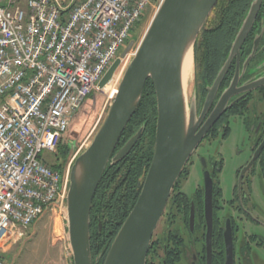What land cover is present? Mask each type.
Segmentation results:
<instances>
[{
    "label": "built area",
    "instance_id": "2783aa9c",
    "mask_svg": "<svg viewBox=\"0 0 264 264\" xmlns=\"http://www.w3.org/2000/svg\"><path fill=\"white\" fill-rule=\"evenodd\" d=\"M162 1L0 0V264L45 211L65 208L82 147L64 176L46 151H57L133 27ZM134 54L121 57L113 77Z\"/></svg>",
    "mask_w": 264,
    "mask_h": 264
},
{
    "label": "water",
    "instance_id": "95a60500",
    "mask_svg": "<svg viewBox=\"0 0 264 264\" xmlns=\"http://www.w3.org/2000/svg\"><path fill=\"white\" fill-rule=\"evenodd\" d=\"M218 0H163L132 56L115 91L108 112L90 144L74 160L65 198L68 240L73 264H93L91 212L93 200L109 163L130 153L145 124L118 150L117 145L141 100L146 81L152 79L157 98L155 150L151 164L138 182L135 205L114 238L102 264H147L154 231L173 188L191 155L225 109L219 100L202 124L220 82L210 89L198 114L196 88L189 95L184 66L205 22ZM261 0L252 1L236 36L231 55L246 37ZM131 41L99 81L105 87L132 48ZM194 81V80H193ZM193 83V82H192ZM75 148H71V154ZM211 199V197H210ZM101 226V223H100ZM101 255L96 259L98 261Z\"/></svg>",
    "mask_w": 264,
    "mask_h": 264
},
{
    "label": "flooded vegetation",
    "instance_id": "af4514ba",
    "mask_svg": "<svg viewBox=\"0 0 264 264\" xmlns=\"http://www.w3.org/2000/svg\"><path fill=\"white\" fill-rule=\"evenodd\" d=\"M252 1L229 27L211 32L220 41L209 50L206 64H194L199 115L220 76L202 124L219 100L225 101V109L176 182L154 231L147 264H264L255 256L256 250L264 249V0L231 55ZM236 132L240 137L234 141L235 151L245 157L234 165L228 190L222 184L226 159L221 151L230 148L227 139ZM76 146L77 138H69L68 154ZM63 156L58 151L48 161L54 165ZM197 168L199 182L190 193L186 184ZM98 256L93 255V264H100Z\"/></svg>",
    "mask_w": 264,
    "mask_h": 264
},
{
    "label": "trees",
    "instance_id": "16d2710c",
    "mask_svg": "<svg viewBox=\"0 0 264 264\" xmlns=\"http://www.w3.org/2000/svg\"><path fill=\"white\" fill-rule=\"evenodd\" d=\"M250 0H218L209 18L199 33L194 50V64H206L208 52L217 46L219 36H211L214 29L229 27L244 13ZM91 95V94H90ZM89 95V96H90ZM87 97V99L89 98ZM86 99V100H87ZM86 100L73 116L68 130L64 133L57 151L64 156L60 163L50 164L64 176V169L71 157L66 136L78 118ZM157 98L152 79L146 81L139 105L129 121L116 151L119 150L145 124L144 132L128 155L116 163H109L98 186L91 212L92 256L101 255L100 264L116 237L122 224L135 205L140 193L138 182L151 164L156 141ZM102 223L100 229L99 223Z\"/></svg>",
    "mask_w": 264,
    "mask_h": 264
},
{
    "label": "rangeland",
    "instance_id": "374dc122",
    "mask_svg": "<svg viewBox=\"0 0 264 264\" xmlns=\"http://www.w3.org/2000/svg\"><path fill=\"white\" fill-rule=\"evenodd\" d=\"M155 13L156 11L154 10L148 11L141 21L133 27L127 43L128 45L133 41V46L129 52H136ZM122 66L116 76L105 87L97 88L91 93L79 112L76 122L69 129L66 140L69 138H77L78 140V146L75 147L74 152L81 147L83 151L90 144L105 119L109 106L114 98L115 90L118 88L119 82L128 65L120 76ZM193 87L194 83H191L188 88L189 95L192 94ZM239 135L240 132L233 133L227 139L228 144L230 143V148L224 152L220 150L226 159V165L221 176L223 179L222 184L228 190L233 180L234 165L239 161L238 159L245 157L244 155L239 156L235 151L237 143H234V141L240 137ZM211 148H214V146ZM46 154L48 160L54 155L47 151ZM70 162L71 157L64 169V175L69 170ZM198 169L193 172L188 184H186V190L190 193L194 191L199 182L200 173ZM65 212V208L59 206L45 211L27 231L24 239L6 247L5 252L2 253L6 264H73L72 255L66 249L68 248L67 243L69 240ZM255 256L259 259H264V249L256 250Z\"/></svg>",
    "mask_w": 264,
    "mask_h": 264
},
{
    "label": "bare ground",
    "instance_id": "6f19581e",
    "mask_svg": "<svg viewBox=\"0 0 264 264\" xmlns=\"http://www.w3.org/2000/svg\"><path fill=\"white\" fill-rule=\"evenodd\" d=\"M184 80H185V87L189 88V85L194 80V55L191 53L185 62L184 66Z\"/></svg>",
    "mask_w": 264,
    "mask_h": 264
}]
</instances>
